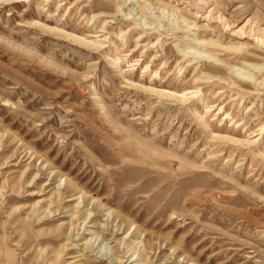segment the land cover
I'll return each instance as SVG.
<instances>
[{"label":"rangeland","instance_id":"1","mask_svg":"<svg viewBox=\"0 0 264 264\" xmlns=\"http://www.w3.org/2000/svg\"><path fill=\"white\" fill-rule=\"evenodd\" d=\"M119 261L264 264V0H0V264Z\"/></svg>","mask_w":264,"mask_h":264},{"label":"bare ground","instance_id":"2","mask_svg":"<svg viewBox=\"0 0 264 264\" xmlns=\"http://www.w3.org/2000/svg\"><path fill=\"white\" fill-rule=\"evenodd\" d=\"M115 232V231H114ZM116 233L119 234V230H116ZM119 259V258H117ZM119 264H121V261L118 262ZM141 263V262H140Z\"/></svg>","mask_w":264,"mask_h":264}]
</instances>
